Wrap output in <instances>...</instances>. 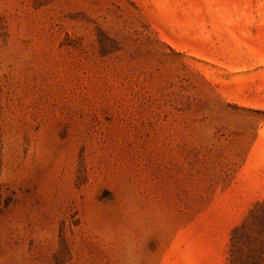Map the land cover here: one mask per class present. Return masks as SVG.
<instances>
[{"label":"rangeland","instance_id":"obj_1","mask_svg":"<svg viewBox=\"0 0 264 264\" xmlns=\"http://www.w3.org/2000/svg\"><path fill=\"white\" fill-rule=\"evenodd\" d=\"M0 264H264V0H0Z\"/></svg>","mask_w":264,"mask_h":264}]
</instances>
